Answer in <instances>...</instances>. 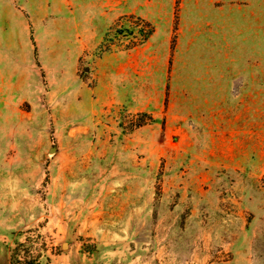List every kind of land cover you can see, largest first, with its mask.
I'll return each instance as SVG.
<instances>
[{"label":"rangeland","instance_id":"obj_1","mask_svg":"<svg viewBox=\"0 0 264 264\" xmlns=\"http://www.w3.org/2000/svg\"><path fill=\"white\" fill-rule=\"evenodd\" d=\"M101 2L0 0V264H264V0Z\"/></svg>","mask_w":264,"mask_h":264},{"label":"crops","instance_id":"obj_2","mask_svg":"<svg viewBox=\"0 0 264 264\" xmlns=\"http://www.w3.org/2000/svg\"><path fill=\"white\" fill-rule=\"evenodd\" d=\"M193 1H194V7L196 9L201 7V6H203V5H208V6L212 5V3L214 1H222V2H225V3L221 4L220 7H218L217 9H218V11H226V9H227V7L229 5V4L227 5V2H230L231 0H193ZM81 2H84V3L80 4ZM232 2L234 3V5H233L234 7L233 8L229 7V10H232V11L240 10V7H241L240 3L243 2V0H232ZM80 5L82 6L80 11L82 10L83 14H85L86 16H89V17H96V16L100 17L103 14L101 0H79V6ZM73 10H75V8ZM70 11H68V13ZM77 11H79V10H77ZM73 30H75L74 33H77L78 32V27L73 29ZM74 50L77 51V48H75Z\"/></svg>","mask_w":264,"mask_h":264}]
</instances>
